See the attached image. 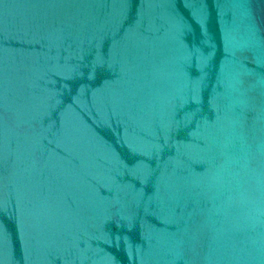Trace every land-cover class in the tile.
Listing matches in <instances>:
<instances>
[{
    "label": "water",
    "instance_id": "1",
    "mask_svg": "<svg viewBox=\"0 0 264 264\" xmlns=\"http://www.w3.org/2000/svg\"><path fill=\"white\" fill-rule=\"evenodd\" d=\"M0 264H264V0H0Z\"/></svg>",
    "mask_w": 264,
    "mask_h": 264
}]
</instances>
